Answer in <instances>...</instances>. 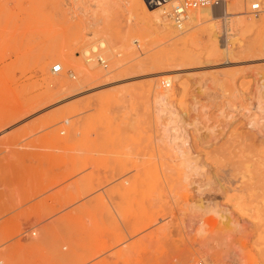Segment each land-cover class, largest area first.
<instances>
[{
  "label": "rangeland",
  "instance_id": "obj_1",
  "mask_svg": "<svg viewBox=\"0 0 264 264\" xmlns=\"http://www.w3.org/2000/svg\"><path fill=\"white\" fill-rule=\"evenodd\" d=\"M240 1L165 30L161 1L0 0V264H264V0ZM94 31L118 65L69 88Z\"/></svg>",
  "mask_w": 264,
  "mask_h": 264
},
{
  "label": "bare ground",
  "instance_id": "obj_2",
  "mask_svg": "<svg viewBox=\"0 0 264 264\" xmlns=\"http://www.w3.org/2000/svg\"><path fill=\"white\" fill-rule=\"evenodd\" d=\"M156 1H161V4L160 5L155 4L156 6H158V8L155 10V13H154L155 18L157 20L155 18L154 19L156 21L160 22L161 23L160 26L162 28H164L165 30L166 29L167 30L172 29L173 26L172 27H166L165 24L163 23V19H166L167 16H169V18L171 17V13L167 14V11L163 12V9L168 4L176 3V2H179L180 0H178V1H175V0H147L148 3L146 4V8L147 9L151 8L152 5L154 4L153 2H156ZM240 8H241V1L240 0H235V1L231 2V3L226 4L222 8V18L223 19H227V17L237 16L238 13H239L238 11L240 10ZM171 9H173V7ZM212 12H214V11H211L210 8H203V9H197V10H194V11H189L188 13H186L185 20H187V23L190 24V23L195 22L199 18H203V17L207 18V19L208 18H213V13ZM164 14H167V15L163 16ZM167 21H168V19H166V24L168 26H171V25L174 24L172 22L173 24L169 25L170 22L168 23ZM179 28H181V26H179L178 29ZM211 35L214 36L215 34L212 33ZM104 42L106 43V40L102 36H100L97 31L89 32L88 34H86V36L82 37L81 39H79V41H77L76 46L74 48V50L76 52L77 51L80 52L81 56L84 59V62L78 60L79 58H77V57H76L77 58L76 61H74L72 59V54H73L72 52L64 55V57L62 58L63 60H65L66 62H73L75 64V66H76L75 67L76 68L75 71H76L77 77L79 78V80H77L76 83L71 84L69 86V88H74L78 84V81L80 83V80H82V81L83 80L85 81V80H88V79L90 80L94 76L93 73H90V68L92 69L94 67V60H95L96 63H98L96 61V58H100L105 64H106V61L104 59H107L114 66L118 65V61L115 59V57H113V55H112V53L110 51V48L108 47L107 43L105 44ZM91 50H92L93 54L89 56V59H86L85 57L88 55V52H90ZM101 67L105 68L103 66H101ZM106 67H107V64H106ZM70 77L73 78V75H70ZM63 87H65V86H63ZM157 100H158V98H157ZM202 209L204 210V208H202ZM206 211L209 212L208 210H206ZM206 211L204 210L205 213H206ZM196 214H198V213H196Z\"/></svg>",
  "mask_w": 264,
  "mask_h": 264
},
{
  "label": "built area",
  "instance_id": "obj_3",
  "mask_svg": "<svg viewBox=\"0 0 264 264\" xmlns=\"http://www.w3.org/2000/svg\"><path fill=\"white\" fill-rule=\"evenodd\" d=\"M235 0H180L171 11V19L175 26L178 28L185 20L186 13L188 11H194L197 9L203 8H218L224 7L226 4L231 3ZM251 13L257 14L262 12L260 4L258 2L252 3L249 6ZM92 50L88 52V55L85 57L89 59V56L92 55ZM96 61L103 67H106V64L100 59L96 58ZM61 72V68L58 64L52 65L51 73L58 74ZM168 87L167 84H165Z\"/></svg>",
  "mask_w": 264,
  "mask_h": 264
}]
</instances>
